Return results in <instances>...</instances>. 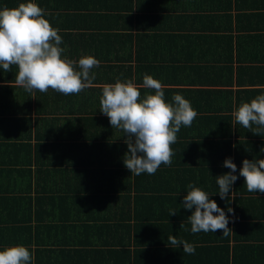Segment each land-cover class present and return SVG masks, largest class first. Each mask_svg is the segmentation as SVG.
Wrapping results in <instances>:
<instances>
[{
  "label": "crops",
  "instance_id": "obj_1",
  "mask_svg": "<svg viewBox=\"0 0 264 264\" xmlns=\"http://www.w3.org/2000/svg\"><path fill=\"white\" fill-rule=\"evenodd\" d=\"M27 2L0 0V10ZM33 2L59 29L62 57L77 70L83 56L99 66L93 87L67 96L28 93L15 84L17 66L0 67V250L25 246L31 264L263 263L264 194L249 193L239 171L245 159H264V130L245 129L233 112L264 94V0ZM144 74L165 86L167 103L182 95L197 116L177 133L170 166L136 176L123 164L126 134L100 112V98L103 85L142 84ZM226 158L238 179L222 200L215 178L230 171ZM189 184L225 211L232 232H191Z\"/></svg>",
  "mask_w": 264,
  "mask_h": 264
},
{
  "label": "clouds",
  "instance_id": "obj_2",
  "mask_svg": "<svg viewBox=\"0 0 264 264\" xmlns=\"http://www.w3.org/2000/svg\"><path fill=\"white\" fill-rule=\"evenodd\" d=\"M44 17V10L33 0L20 3L16 8L0 10V67L10 72L11 66H17L15 84L28 93L34 90L45 93L52 89L67 96L93 87L95 75L90 76V70L98 67L99 61L90 55L83 56L78 60L77 70V61L62 57L64 49L60 47L59 29L53 28ZM164 87L148 74L143 75L142 84L132 80L122 82L117 78L115 83L102 87L100 112L108 117L112 128L126 134L127 152L123 164L131 175H154L161 164L170 166L174 155L171 146L176 143L177 133L182 125L190 127L197 116L190 101L182 95H174V103H167ZM141 88L152 89L154 94H145L141 100ZM233 116L245 129L256 125L257 133L264 130V94L257 95L250 103H241ZM223 167L230 171L215 180L220 198L227 200L238 179L233 174L237 167L232 158H226ZM239 176L244 178L249 193L264 194V159L243 160ZM188 188L182 207L195 209L188 217L191 232L222 230L223 236L232 232L228 227L229 217L209 194L194 184H189ZM228 213L234 215V210L228 208ZM176 214L177 211L172 210L169 216ZM167 240L173 247L182 246L185 254H195V245L171 235ZM33 258L29 249L22 245L0 250V264H31Z\"/></svg>",
  "mask_w": 264,
  "mask_h": 264
},
{
  "label": "trees",
  "instance_id": "obj_3",
  "mask_svg": "<svg viewBox=\"0 0 264 264\" xmlns=\"http://www.w3.org/2000/svg\"><path fill=\"white\" fill-rule=\"evenodd\" d=\"M45 147L46 146H44V148H43L44 150L46 149ZM37 151H39V149ZM260 248H261L260 253H261L262 257H264V244H262ZM233 264H242V263L239 261V259H237V257H235V261ZM247 264H252V263H247ZM259 264H264V258H263V263H259Z\"/></svg>",
  "mask_w": 264,
  "mask_h": 264
}]
</instances>
